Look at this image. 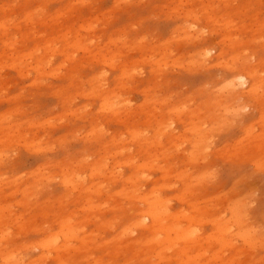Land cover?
Listing matches in <instances>:
<instances>
[{
  "label": "rangeland",
  "instance_id": "obj_1",
  "mask_svg": "<svg viewBox=\"0 0 264 264\" xmlns=\"http://www.w3.org/2000/svg\"><path fill=\"white\" fill-rule=\"evenodd\" d=\"M188 256L264 264V0H0V264Z\"/></svg>",
  "mask_w": 264,
  "mask_h": 264
},
{
  "label": "bare ground",
  "instance_id": "obj_2",
  "mask_svg": "<svg viewBox=\"0 0 264 264\" xmlns=\"http://www.w3.org/2000/svg\"><path fill=\"white\" fill-rule=\"evenodd\" d=\"M31 2V1H30ZM249 2V1H248ZM6 3V2H5ZM235 3V2H233ZM244 3V2H243ZM261 3V2H259ZM12 4V3H10ZM15 6V5H14ZM14 6L12 8H14ZM232 6V5H231ZM8 7V6H7ZM16 7V6H15ZM20 9V8H19ZM243 9V8H242ZM17 10V8H16ZM8 11V10H7ZM20 11V10H19ZM205 11V10H204ZM238 12V11H237ZM9 13V12H8ZM236 13V11H235ZM29 16V15H28ZM31 19V18H30ZM256 19V18H255ZM223 21V20H222ZM9 23V22H8ZM251 25V24H250ZM253 25H255L253 23ZM7 28V27H6ZM3 29V27H2ZM231 29V27H230ZM245 29V27H244ZM4 31V30H2ZM34 31V30H33ZM10 41V40H9ZM229 59V58H228ZM229 74V73H228ZM250 72L246 74H240V77L244 80H242V82H245V80L250 76ZM228 76V75H227ZM246 88V87H245ZM244 95V94H243ZM24 100V99H23ZM104 104L106 106H110L111 103L109 102H104ZM88 145V144H87ZM119 156V155H118ZM180 156V155H179ZM43 161V160H42ZM117 165V164H116ZM158 181V180H157ZM117 183V182H116ZM147 186V185H146ZM113 187V186H112ZM60 192V191H59ZM184 193V192H183ZM170 194V193H168ZM105 195V194H104ZM103 195V197H105ZM188 203V202H187ZM185 205V204H184ZM138 206V205H137ZM139 207V206H138ZM138 209V208H136ZM118 213V212H117ZM110 215V214H109ZM135 215V214H134ZM181 215V214H180ZM168 216V213L166 212L165 208L163 207V202H161V200L155 198L153 201H151V204L145 208L142 213H141V219H140V223L144 226H149L150 228H152L154 231L158 232V233H163V235L159 238V241H168V243H170L169 245H167L168 247H171L174 244H177L178 242H180L181 240L184 242H196L199 241L198 238H196L195 236V230L196 227L193 226V223L195 222V218L193 216H187V219L189 221V224L186 227H182L179 224H174V225H167L165 224L164 220L166 219V217ZM125 218V217H124ZM51 219V218H50ZM148 219V220H145ZM130 220V219H129ZM125 222V220H124ZM127 222V221H126ZM149 222V225L148 223ZM217 222V221H216ZM123 223V222H122ZM61 226H63L62 228V232H58L57 236H63V237H69L71 234H74L73 229L71 227V225L69 224V222H67V220H63L61 222ZM218 230L216 231V234L218 236V238L220 240H222L223 234L225 232V226L224 225H218ZM141 229V228H140ZM147 229V228H146ZM65 230V231H64ZM139 230V228H138ZM148 230V229H147ZM141 231V230H140ZM149 231V230H148ZM139 232V231H138ZM146 232V231H143ZM171 232H174L175 235L171 236ZM44 233V232H43ZM205 233V232H204ZM240 234L243 238L245 239H249L250 237V232L248 230H243L242 232L238 233ZM138 235V234H137ZM215 235V234H214ZM55 237L53 240L49 239L46 241H43L41 244L44 247H49L50 243H56V240L58 239V237ZM111 238V237H110ZM51 246V244H50ZM42 248V247H41ZM186 248L183 250L184 252H186ZM261 251V250H260ZM9 253H6V255H8ZM81 254V253H80ZM128 255V254H127ZM80 256V255H79ZM84 256V255H83ZM8 256H6V260H8ZM122 258V257H120ZM119 258V259H120ZM150 261V260H149ZM190 262H192V258L188 256L187 260L184 261V264H189ZM82 263V262H81ZM173 263V261H172ZM51 264V263H50ZM139 264V263H138Z\"/></svg>",
  "mask_w": 264,
  "mask_h": 264
}]
</instances>
